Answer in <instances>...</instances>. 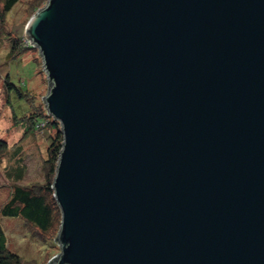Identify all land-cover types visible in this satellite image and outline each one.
<instances>
[{
    "label": "water",
    "instance_id": "water-1",
    "mask_svg": "<svg viewBox=\"0 0 264 264\" xmlns=\"http://www.w3.org/2000/svg\"><path fill=\"white\" fill-rule=\"evenodd\" d=\"M25 33L62 133L49 264H264V0H47Z\"/></svg>",
    "mask_w": 264,
    "mask_h": 264
},
{
    "label": "rangeland",
    "instance_id": "rangeland-1",
    "mask_svg": "<svg viewBox=\"0 0 264 264\" xmlns=\"http://www.w3.org/2000/svg\"><path fill=\"white\" fill-rule=\"evenodd\" d=\"M30 1L20 0L0 25V36L5 35L8 38L0 41V138L6 141L9 152L16 148L21 150L18 157L23 158L26 168L24 179L20 182L23 185L43 182L41 165L49 134L52 133L43 125L32 135L24 131V125L28 123L26 117L30 112L47 115L44 97L49 91V82L38 49L23 47L17 54L10 53L11 40L30 43L25 33V25L30 17L28 13ZM7 73L19 91L26 94V98L16 96L13 92L8 94L5 85ZM10 164L11 160L8 157H0V208L9 199L12 191V183L6 179L4 173L5 166ZM1 224L9 250L22 256L30 264H45L59 254L58 243L44 245L50 235L43 239L25 221L4 217Z\"/></svg>",
    "mask_w": 264,
    "mask_h": 264
},
{
    "label": "trees",
    "instance_id": "trees-1",
    "mask_svg": "<svg viewBox=\"0 0 264 264\" xmlns=\"http://www.w3.org/2000/svg\"><path fill=\"white\" fill-rule=\"evenodd\" d=\"M19 1L20 0H0V25L5 21L8 14ZM46 1L47 0H31L28 11L30 17L41 8ZM5 37V35L0 36V41H3ZM7 39L6 37V40ZM9 47L11 54H17L23 47L29 49L33 48L30 44L24 41L21 42V40H11ZM18 59L19 58H13V60ZM5 78L8 94L13 92L16 96H25L26 98V94H22L17 85L11 82L9 73H7ZM9 78L10 80H8ZM14 115L16 116L15 112ZM26 118L28 123L24 125V131H28V134L32 135L36 130L40 129L41 125L46 127L49 131H52L48 137V145L41 165L44 180L40 184H21L20 182L24 179L26 172L23 158L18 157L21 150L20 148H16L12 152H9L6 141L0 138V157L6 156L11 160V164L4 168L5 177L12 183L10 197L0 208V264H30L25 258L9 250L6 243V235L1 224V219L4 217L19 218L25 221V223L32 226L38 232V236L40 235L43 239L50 235L49 238L46 239L45 246H47V243H57L56 236L57 230H59L61 214L52 196L53 191L51 185L62 147V133L59 131L58 123L53 122L46 114H42L41 112H30ZM49 261L45 264H49Z\"/></svg>",
    "mask_w": 264,
    "mask_h": 264
}]
</instances>
